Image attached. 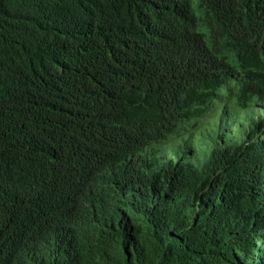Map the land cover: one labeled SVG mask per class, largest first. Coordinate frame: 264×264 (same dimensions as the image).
<instances>
[{
	"label": "trees",
	"instance_id": "trees-1",
	"mask_svg": "<svg viewBox=\"0 0 264 264\" xmlns=\"http://www.w3.org/2000/svg\"><path fill=\"white\" fill-rule=\"evenodd\" d=\"M170 6L186 28L161 27L160 9ZM17 48L23 50L12 65ZM93 57L90 72L106 93L94 114L86 96L75 109L60 98L57 113L38 118L29 97L10 115L12 142L0 119V168L12 187L0 203V264H12L4 250L23 229L43 234L68 221L78 195L80 201L130 169L158 184L193 174L188 163L200 142L193 125L207 119L213 145L230 137L232 123L242 136L241 144L216 149L209 163L225 173L218 194L251 171L226 226L235 238L221 230L220 243L204 239L190 213L176 210L159 225L163 236L176 232L160 264L264 262V254L251 253L264 228L255 199L264 187V0H0V63L9 66L1 80L12 70L22 78L52 75L59 59L79 66ZM114 65L122 70H107ZM53 105L47 99L42 115ZM160 205L170 212L167 201Z\"/></svg>",
	"mask_w": 264,
	"mask_h": 264
},
{
	"label": "clouds",
	"instance_id": "clouds-1",
	"mask_svg": "<svg viewBox=\"0 0 264 264\" xmlns=\"http://www.w3.org/2000/svg\"><path fill=\"white\" fill-rule=\"evenodd\" d=\"M159 17L166 20L162 28L176 26L184 29L188 26L186 19L183 17L181 20L180 14L171 6L160 9ZM20 50L23 49H16L12 65L18 62ZM59 60L62 62L60 70L52 75L40 72L22 78L12 70L4 80L0 79V119L10 141L14 123L10 115L24 106L29 97H35L38 118L52 117L57 113L60 98L64 99L65 108L75 109L84 97L89 96L94 103L87 111L89 115L94 114V105L101 103V94L106 93L98 74L90 72L94 67V57L82 59L84 64L79 66H72V60ZM7 67L0 63V70ZM107 70L122 69L114 65ZM47 99H52L54 105L50 113L43 116ZM240 119L244 121L243 116ZM227 120L232 119L228 116ZM202 123L193 125L194 141H200L192 161L188 163L193 174L170 175L164 183L158 184L150 176L130 169L121 179L111 178L105 187L87 192L80 201L78 195L68 221L54 223L43 234L34 232L32 228L23 229L14 245L4 250V255L12 259V264H160L159 259L170 249L168 241L176 232L163 236L159 225L169 221L176 210L190 213L191 227L202 238L211 236L220 243L218 233L222 230L227 239H234L235 235L228 232L226 226L236 214L238 207L234 202L247 184L251 171L232 187L229 183L218 194L225 173L218 165L209 163L216 149L225 148L227 143L240 142H235L231 133L234 129L239 133L240 130L237 125L230 124L227 129L230 137H225V141L220 138L221 143L213 145L215 141L210 138L215 127L207 130L208 124ZM186 136L181 139L188 142ZM179 144L181 141L174 146ZM8 151H5L6 156ZM5 163L8 165L6 158ZM260 182H263L261 178L258 179ZM11 191L10 182L0 168V203L8 199ZM255 199L262 204L264 212V187ZM163 201L169 203L170 212L160 205ZM251 253L256 258L264 254V228L253 238Z\"/></svg>",
	"mask_w": 264,
	"mask_h": 264
},
{
	"label": "rangeland",
	"instance_id": "rangeland-1",
	"mask_svg": "<svg viewBox=\"0 0 264 264\" xmlns=\"http://www.w3.org/2000/svg\"><path fill=\"white\" fill-rule=\"evenodd\" d=\"M208 120L209 119H207L205 122H203L202 123V125L204 124V123H207L208 122ZM232 136H233V140L235 141V142H239V141H241V134L236 130V129H234V130H232Z\"/></svg>",
	"mask_w": 264,
	"mask_h": 264
}]
</instances>
